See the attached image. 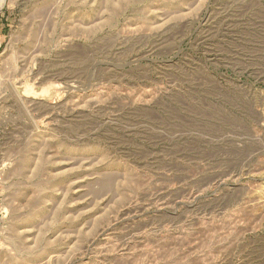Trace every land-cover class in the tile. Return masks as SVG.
I'll list each match as a JSON object with an SVG mask.
<instances>
[{
	"label": "rangeland",
	"instance_id": "1",
	"mask_svg": "<svg viewBox=\"0 0 264 264\" xmlns=\"http://www.w3.org/2000/svg\"><path fill=\"white\" fill-rule=\"evenodd\" d=\"M0 264H264V0H0Z\"/></svg>",
	"mask_w": 264,
	"mask_h": 264
},
{
	"label": "bare ground",
	"instance_id": "2",
	"mask_svg": "<svg viewBox=\"0 0 264 264\" xmlns=\"http://www.w3.org/2000/svg\"><path fill=\"white\" fill-rule=\"evenodd\" d=\"M35 91H33V93H37L39 90H36V89H34ZM44 91V90H43ZM44 94V93H43Z\"/></svg>",
	"mask_w": 264,
	"mask_h": 264
},
{
	"label": "water",
	"instance_id": "3",
	"mask_svg": "<svg viewBox=\"0 0 264 264\" xmlns=\"http://www.w3.org/2000/svg\"><path fill=\"white\" fill-rule=\"evenodd\" d=\"M36 90H38V88Z\"/></svg>",
	"mask_w": 264,
	"mask_h": 264
}]
</instances>
